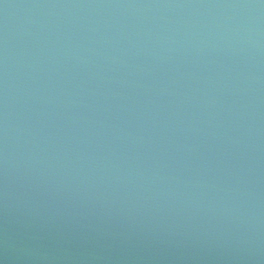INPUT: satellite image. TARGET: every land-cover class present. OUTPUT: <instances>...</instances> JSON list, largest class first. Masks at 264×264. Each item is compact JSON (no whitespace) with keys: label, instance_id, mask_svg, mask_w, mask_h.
Listing matches in <instances>:
<instances>
[{"label":"water","instance_id":"95a60500","mask_svg":"<svg viewBox=\"0 0 264 264\" xmlns=\"http://www.w3.org/2000/svg\"><path fill=\"white\" fill-rule=\"evenodd\" d=\"M5 264H264V0H0Z\"/></svg>","mask_w":264,"mask_h":264},{"label":"clouds","instance_id":"9594fccd","mask_svg":"<svg viewBox=\"0 0 264 264\" xmlns=\"http://www.w3.org/2000/svg\"><path fill=\"white\" fill-rule=\"evenodd\" d=\"M0 264H5V260L4 259H0Z\"/></svg>","mask_w":264,"mask_h":264}]
</instances>
